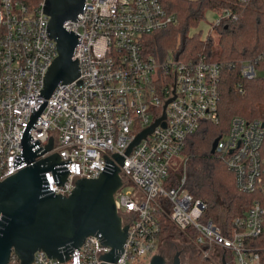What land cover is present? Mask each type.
<instances>
[{"label":"built area","instance_id":"obj_1","mask_svg":"<svg viewBox=\"0 0 264 264\" xmlns=\"http://www.w3.org/2000/svg\"><path fill=\"white\" fill-rule=\"evenodd\" d=\"M83 4L82 15H77L80 20L63 26L81 38L73 55L80 76L56 87L35 121L38 125L29 132V145L38 140L37 147L44 148L49 137L53 140L52 148L37 160L57 154L61 161H71L65 165L69 173L63 186L54 183L51 171L44 173L49 190L70 195L77 179L98 177L105 156L120 170L123 184L114 196L115 206L122 223L129 226L115 264H148L161 243L163 220L210 264H264V249L251 245L264 233L262 121L233 117L213 154L233 175L239 193L260 196L242 215L227 219L221 213L217 221L207 215L206 203L185 188L186 161L174 176L169 174L170 161L182 153L186 139L204 122L219 123L223 64L204 54L182 60L169 52L159 61L145 52V36L177 23L161 0H85ZM217 13L213 28L237 19L228 9ZM48 20L42 3L30 11L17 1L0 0V182L27 165L13 167L14 156L20 155L19 132L42 104L43 77L58 55L56 43L47 36ZM237 65L242 79L257 78L254 61ZM237 88L244 93L240 85ZM163 112L165 128L157 125L125 155L136 136ZM116 153L124 158L122 166L111 156ZM109 251L94 235L79 250L74 248L66 262L38 251L32 264H101L99 257ZM8 264H19L13 253Z\"/></svg>","mask_w":264,"mask_h":264},{"label":"water","instance_id":"obj_2","mask_svg":"<svg viewBox=\"0 0 264 264\" xmlns=\"http://www.w3.org/2000/svg\"><path fill=\"white\" fill-rule=\"evenodd\" d=\"M85 0H43L42 12L48 17L47 36L56 43L57 57L53 59L43 77L40 95L43 102L30 116L20 136V155H15L13 167L26 162L17 173L0 182V264H8L11 253L19 264H32L36 252L46 257L66 262L74 248L79 250L87 237L96 236L110 251L101 255V264H115L121 256L122 246L127 237L128 225L122 223L115 206L114 196L122 187L120 170L103 156L105 167L96 179H77L70 195L63 197L49 190L44 173L51 171L55 184L63 186L69 171L65 165L70 159L61 161L57 154L45 159L38 155L52 148L53 140L48 139L44 148L37 147L38 140L29 132L45 107L56 87L69 84L80 76L74 49L81 38L63 27L66 22H77L82 15ZM168 100L164 105V110ZM162 116V117H161ZM153 121L150 127L136 136L126 148L125 155L157 125L165 128L162 121L165 113ZM161 117V118H160ZM38 125V124H37ZM35 129V128H34ZM219 137L211 145L214 154ZM119 165L124 158L111 155ZM148 264H168L161 254L151 257ZM171 264H182L177 252ZM222 264H226L222 262Z\"/></svg>","mask_w":264,"mask_h":264},{"label":"trees","instance_id":"obj_3","mask_svg":"<svg viewBox=\"0 0 264 264\" xmlns=\"http://www.w3.org/2000/svg\"><path fill=\"white\" fill-rule=\"evenodd\" d=\"M28 10L39 8L43 0H14ZM163 8L175 15L177 23L163 31L144 37L145 52L163 60L172 52L182 60L204 54L208 59L223 64L219 86V123L204 122L199 130L185 141L182 153L186 157V190L195 199L207 205V215L217 221L222 211L227 219L242 215L258 194H241L235 189L234 177L225 164L211 154L213 141L227 132L230 120L241 117L264 123V0H161ZM228 9L237 15L236 21L224 22L218 27V40L204 42L199 34L188 37L189 28L196 25L207 10ZM250 59L263 77L242 79L237 62ZM240 85L244 93L238 92ZM182 236L163 220L159 242ZM192 237V236H191ZM251 245L264 249V233L251 241ZM189 264H210L201 253L192 256Z\"/></svg>","mask_w":264,"mask_h":264},{"label":"rangeland","instance_id":"obj_4","mask_svg":"<svg viewBox=\"0 0 264 264\" xmlns=\"http://www.w3.org/2000/svg\"><path fill=\"white\" fill-rule=\"evenodd\" d=\"M218 18V13L212 10H207L204 13V17L193 27L189 28L188 37H192L195 34H199L201 39L204 42L211 40L213 46L215 47L218 40V31L217 28L214 27V23ZM242 60H250V59H241ZM258 77H263V74L258 72ZM186 161V157L183 153L179 156L172 157L170 161V175L174 176L177 172H179ZM222 213H225L222 211ZM166 224L173 228V226L166 220ZM179 252L180 259L182 264H189L192 256L196 255L198 252L197 248L187 240L186 237L176 236L174 238L170 237L163 240L158 245V250L156 254H161L167 261L168 264L172 263V259L174 255ZM208 252L212 255V249H209ZM215 257V256H214ZM215 259H217L215 257Z\"/></svg>","mask_w":264,"mask_h":264}]
</instances>
